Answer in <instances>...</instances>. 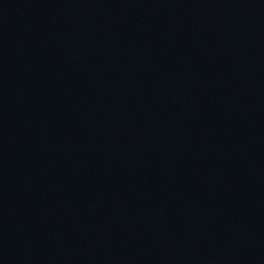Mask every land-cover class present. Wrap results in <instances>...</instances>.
Wrapping results in <instances>:
<instances>
[{
    "label": "water",
    "instance_id": "obj_1",
    "mask_svg": "<svg viewBox=\"0 0 264 264\" xmlns=\"http://www.w3.org/2000/svg\"><path fill=\"white\" fill-rule=\"evenodd\" d=\"M0 264H264V0H0Z\"/></svg>",
    "mask_w": 264,
    "mask_h": 264
}]
</instances>
